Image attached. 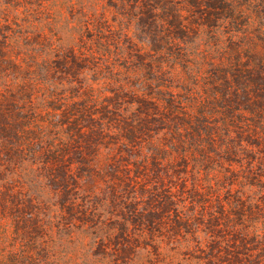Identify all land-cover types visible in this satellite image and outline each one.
Returning a JSON list of instances; mask_svg holds the SVG:
<instances>
[{
  "label": "rangeland",
  "instance_id": "1",
  "mask_svg": "<svg viewBox=\"0 0 264 264\" xmlns=\"http://www.w3.org/2000/svg\"><path fill=\"white\" fill-rule=\"evenodd\" d=\"M142 1L0 0V264L263 258L264 20L218 38Z\"/></svg>",
  "mask_w": 264,
  "mask_h": 264
},
{
  "label": "trees",
  "instance_id": "2",
  "mask_svg": "<svg viewBox=\"0 0 264 264\" xmlns=\"http://www.w3.org/2000/svg\"><path fill=\"white\" fill-rule=\"evenodd\" d=\"M184 1L192 8L191 13H192V16L195 18L193 20L194 25H196L197 27H200V28L211 30V31L216 30L215 35L218 38L221 36V34H223V32H225L226 34H228L230 36L235 37L236 39L238 38V36H239V38H241V36H247V34H246L247 28L249 27V24L251 22V18H259V19L264 20V0H184ZM142 2L144 4L143 6H145L146 5L145 0H143ZM144 14H145V12H142L140 15L143 16ZM166 17H169V18H166L167 22L169 24H171V26H174V28H176V24L172 20V15L166 14ZM142 23L146 24V25L149 24L145 20H142ZM261 33H264V29L261 30ZM261 40L264 42V38H262ZM234 45L236 47L233 50L235 52H238V47H240V44L238 45V47L236 44H234ZM0 58H1V56H0ZM211 73L215 76V79L214 80L212 79L210 84L215 85L218 82H222L223 78L221 76L222 75L221 69L213 68ZM258 80H259V77H258ZM258 80L257 79L256 80L251 79L250 83L252 85H255V86H257V85L261 86L262 87L261 90L264 91V79L263 78L261 79V80H263V84L261 82L258 83ZM236 82H237V80H236ZM213 89H215V92H218L220 94L221 100L208 103V105L204 100L202 103L203 104L206 103V105L209 108L206 106V109L200 111L199 114L211 115L212 112L209 109L213 106L219 107L222 109L227 108L226 106L228 104H227V100H226L225 95H223V91L219 90L217 88H213ZM253 92L255 93L256 98L260 99V98L264 97L261 93H259L260 90H259V92H257V91H253ZM252 103L255 106V109H254V106L247 107V106H245L246 104L242 103L244 108L247 107V109H243V110H245V111L247 110L250 113H253L254 115H257L258 113H260L261 111L264 110V103L259 104L258 102H255V101H252ZM207 115H202L201 118L206 117ZM224 115H226L225 111H224ZM199 120L202 121V123H203V121L205 122V120H203V119L202 120L199 119ZM249 121L252 122L253 120H249ZM192 123L193 122H191V123L188 122L187 125H191ZM254 123H255V121H253V123L251 125L254 126ZM199 124H200V122L198 120H196L195 125L199 126ZM201 132L204 133L203 135L207 136L206 132L204 131V128H203V130H201ZM24 134H25V136H27V133L23 132V137H24ZM213 134H215V133H213ZM191 135H194L193 132ZM245 141L248 143L247 140H245ZM199 144H200V142H199ZM26 151L29 152L28 149ZM6 155H10V153H6ZM23 155H24L23 159H25V156H27V154H23ZM63 182L64 183H62V185H61L62 190H64V189L68 190L71 188V186H70L71 184H68L67 181H63ZM14 205L16 206V208H14L15 209L14 211L16 213V209L18 207V204L17 205L14 204ZM19 207H21V205ZM25 207H27V206L25 205ZM27 211L28 210L26 209V211L24 213L27 214L28 213ZM23 218H24V216L20 215V219L24 220ZM121 218L124 221H127V222L130 221V220L126 219L124 216H121ZM131 222H133V221H131ZM134 224L135 223H133L132 226H135ZM143 224L145 225L144 222L142 223V225ZM126 232L127 231H123V234L126 235ZM124 235H122V238ZM123 245L127 246V245H135V244L133 242H131V240H123V242L120 243V246H119L120 248L117 250L118 258H119V260H121L120 262H122V260H123L121 258V255L125 254V250H126L125 247L124 248L122 247ZM243 255H246V254H242V252H236L233 254V256L230 255L231 258L233 257V259L227 258V260H222V261L225 262L224 264H264V262H262V263L260 262V261H264V254H262V256H261L263 258H259V259L256 258V256H254V255L252 257V254H251V256L248 254H247V256H243ZM246 258H249L251 261L246 262V260H245Z\"/></svg>",
  "mask_w": 264,
  "mask_h": 264
}]
</instances>
